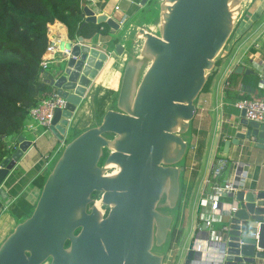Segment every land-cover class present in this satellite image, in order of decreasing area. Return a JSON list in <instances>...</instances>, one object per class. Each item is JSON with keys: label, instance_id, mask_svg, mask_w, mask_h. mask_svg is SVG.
Here are the masks:
<instances>
[{"label": "water", "instance_id": "1", "mask_svg": "<svg viewBox=\"0 0 264 264\" xmlns=\"http://www.w3.org/2000/svg\"><path fill=\"white\" fill-rule=\"evenodd\" d=\"M147 1L141 0V5ZM238 3L164 0L158 34L139 30L143 43L138 55L131 52L134 35L123 42L112 37H96L92 43L63 42L60 49L65 46L69 52L57 60L54 71L44 72V80L67 101L65 108L54 110L46 130L64 146L33 211L0 243V264L163 263V256L152 248L166 242L173 216L160 207H176L188 148L182 135L196 114L195 99L215 58L233 32V6ZM82 10L84 22L106 23L113 32L126 23L120 10L112 16L88 6ZM123 53L115 108L108 109L99 124L65 143L89 88L107 64H119ZM146 58L150 61L144 68ZM236 71L254 73L243 65ZM238 125L245 131L234 132L228 143L252 139L264 147V124L246 119L241 111ZM30 146L18 137L17 149L0 163V210L11 201L2 184ZM103 149L106 156L99 165ZM110 164L118 172L107 175ZM238 179L234 192L227 195L232 198L228 208L222 209L225 219L215 230L202 222L196 239L206 247L196 250L192 244L185 264L203 263V253H212V264L264 260V191L244 190ZM97 193L107 207L105 215L92 203Z\"/></svg>", "mask_w": 264, "mask_h": 264}, {"label": "crops", "instance_id": "2", "mask_svg": "<svg viewBox=\"0 0 264 264\" xmlns=\"http://www.w3.org/2000/svg\"><path fill=\"white\" fill-rule=\"evenodd\" d=\"M147 2L141 5V0H110L104 9L98 8L96 2L90 3L89 0H85L83 5L93 8L95 5L96 13L102 12L111 16L117 15L116 10H120L126 23L117 32H113L110 28L111 35L116 37L118 42H123L134 35L135 42L131 52L138 55L143 43L139 34L140 28L157 35L161 20L160 9H157L155 17L152 15L151 21L142 22L139 19L138 14L146 11ZM238 4L239 8L235 14L241 13L243 7H247V10L242 16L241 23L234 24L233 30L235 25L239 27L234 33L232 32L233 36H230L233 38L232 45L229 44L219 58L215 59L213 73L210 71L207 78V87L195 99L196 114L189 123L187 131L182 135L188 143V148L181 163L184 170L179 179V200L171 213L173 224L176 222L180 232V238L167 250L163 264H185L189 247L200 242L196 239V235L201 229L202 222L209 221L210 230H215L225 219V216H222V209L225 211L228 208L227 205L232 199L230 197H221L219 211H208L211 204V184L214 181L211 175L212 168L217 158L228 157L240 162L244 173L242 180L237 179L244 190L264 191V147L256 146V141L252 139L242 140L239 145L228 143L234 132L246 129L238 125L241 120V110L236 108L235 102L242 98H260L264 93L259 83L264 60V0H239ZM249 28L251 29L249 35L243 37L244 31ZM96 37L103 40L98 33L94 37L82 39L84 42L92 43L91 41H95ZM48 38L49 41L70 40L65 25L60 22L50 25ZM236 40L239 41L236 43ZM109 49L112 50L113 46ZM124 57H126L125 53L119 59V64H107L100 71L73 115L65 143L75 132L78 131V134L99 124L104 113L108 109L115 108ZM56 64L57 61H53L46 71L50 74L56 69ZM238 65H243L254 73L237 72ZM26 125L20 136L23 140L31 142V146L15 163L2 184L11 201L0 210V219L4 217L0 242L17 223L33 211L40 194L37 189V178L39 179L46 172L50 160L64 146V143L59 142L49 131L36 125L31 119L27 120ZM71 130H73L72 134H70ZM17 147L18 137L11 143L12 151ZM238 154L241 155L236 157ZM45 155H49L50 159H46ZM234 171L235 165L231 164L225 168L218 180L215 179L218 182L227 178L232 179ZM16 210L19 212L18 215L14 214ZM164 245L168 247L165 243ZM201 245L203 246L204 243L201 242ZM204 246L206 247V242ZM206 250L214 251L209 248ZM202 258L203 263L195 261L193 264H212L210 263L213 259L212 253L208 255L203 253Z\"/></svg>", "mask_w": 264, "mask_h": 264}, {"label": "trees", "instance_id": "3", "mask_svg": "<svg viewBox=\"0 0 264 264\" xmlns=\"http://www.w3.org/2000/svg\"><path fill=\"white\" fill-rule=\"evenodd\" d=\"M109 2L96 0V5L104 9ZM82 8V0H0V163L26 128L29 110L52 91L40 66L49 43L50 25L62 23L70 38H91L98 33L103 40L112 37L117 42L106 23L84 22ZM206 87L207 81L202 90ZM105 156L104 152L101 161ZM179 238L176 222L172 223L167 248H172ZM164 259L163 256V263Z\"/></svg>", "mask_w": 264, "mask_h": 264}, {"label": "built area", "instance_id": "4", "mask_svg": "<svg viewBox=\"0 0 264 264\" xmlns=\"http://www.w3.org/2000/svg\"><path fill=\"white\" fill-rule=\"evenodd\" d=\"M82 1L84 3L85 0ZM94 8L96 9L95 5ZM67 41H72L74 44L84 42L81 37H74L73 39L66 40L65 42ZM63 42L61 41V39L49 41L40 62L43 74L53 61H57L59 58L61 59L64 54H68L69 51L67 48H65V46H63L62 50L60 49L61 45H64ZM58 51L61 52V56L56 55ZM262 62L263 69L259 74V83L264 92V60ZM66 104V99L57 95L55 91L52 90L45 97H43L38 104H36L29 110V117L36 125L42 126L45 128V130H47L50 126V121L53 117L54 110L56 108L63 109L66 107ZM235 106L239 110L243 111L246 119L264 124V93L260 98H242L235 102ZM242 145L243 144L241 143V146ZM239 155L241 154H238L236 157H238ZM45 158L49 159L50 156L45 155ZM231 164L235 165L233 177L231 176L232 179L227 178L218 182L215 178L220 176L225 170V168H227ZM108 169L113 170V168L106 166V174L111 175V173H108ZM243 173L244 170L240 167V162L237 159L233 160L232 158L228 157H219L216 159L211 174L214 177V181H212L211 184V204L210 209H208V211L217 212L220 210L221 197H226L230 192H234V179L239 178V180H242ZM92 203L96 206V208L100 211L102 215H105V213L107 212V207H104L101 202V193H97L96 197H93ZM206 225L209 227L210 222L206 221ZM193 248L196 250H201V241L198 244H194ZM261 264H264V260Z\"/></svg>", "mask_w": 264, "mask_h": 264}, {"label": "rangeland", "instance_id": "5", "mask_svg": "<svg viewBox=\"0 0 264 264\" xmlns=\"http://www.w3.org/2000/svg\"><path fill=\"white\" fill-rule=\"evenodd\" d=\"M92 1H94V2H96V0H89V2L90 3H92ZM164 3V0H149L148 2H147V7H146V11H144V13H139L138 14V16H139V19L142 21V22H148V21H151L152 20V15L155 17L156 16V12H157V9H160L161 10V8H160V5L161 4H163ZM84 4V3H83ZM146 4V3H145ZM144 4V5H145ZM239 5V4H238ZM237 4L235 5V6H233V8H234V11H236L238 8H239V6H238ZM84 6V5H83ZM93 8V7H92ZM247 7H243L242 8V12L241 13H239L238 15L236 14V16L235 17H233V19H234V24H237V22H238V24L239 23H241V19H242V16H244V12L247 10L246 9ZM237 13V12H236ZM140 14H143L142 16H140ZM239 26H237V25H235V29L233 30V33L235 32V30H237V28H238ZM50 29V28H49ZM240 29V28H239ZM158 30V29H157ZM250 28L249 29H247V30H245L244 31V36L243 37H246L247 35H249V32H250ZM258 30V29H257ZM256 30V31H257ZM231 36H233L232 34H231ZM68 38L69 39H73V38H70L69 36H68ZM232 40H233V38L231 37V38H229V40L227 41V45L226 46H228L229 44H231L232 45ZM239 40H236L235 42L237 43ZM249 42H250V40H249ZM235 43V44H236ZM234 44V43H233ZM217 58H219V55L215 58V59H217ZM149 59H144V68H146V66L149 64ZM51 65H49L48 66V68L50 67ZM47 68V69H48ZM212 70V69H211ZM102 102V101H101ZM78 132V131H77ZM77 132H75V134H72L73 133V130H71L70 131V134H72L71 135V137H68L67 139V141H69V140H71L72 138H74L76 135H78L77 134ZM68 136H69V134H68ZM62 149H63V147L60 149V151L50 160V162H49V164H48V166H47V169H46V172L44 173V175L43 176H40V178L38 179V181H37V189H38V191L40 192V189H41V187H42V185H43V183H44V181H45V178H46V176H47V174L49 173V171H50V169L53 167V165H54V163L56 162V160H57V158L59 157V155H60V153H61V151H62ZM50 159V158H49ZM49 161V160H48ZM101 163V162H100ZM111 170L112 169H108V173L110 174L111 173ZM95 197H96V194H95ZM163 201H164V199L161 201L162 203H163ZM34 208V207H33ZM33 210V209H32ZM174 209H168L167 208V206L166 205H164V207H160V211H162V213H165V214H170V215H172L171 213H172V211H173ZM16 213H14L15 215H18L19 214V212L16 210L15 211ZM32 212V211H31ZM31 212L29 213V215L31 214ZM28 215V216H29ZM3 219H4V217H1V219H0V239H1V237H2V233H1V228H2V226H3ZM6 237V236H5ZM2 242V241H1ZM0 242V243H1ZM165 244H166V242H165ZM152 250H153V252H155V253H157V254H160V255H162V256H164L165 257V259L164 260H166V253H167V250H168V248L165 246V245H162V246H153V248H152Z\"/></svg>", "mask_w": 264, "mask_h": 264}, {"label": "bare ground", "instance_id": "6", "mask_svg": "<svg viewBox=\"0 0 264 264\" xmlns=\"http://www.w3.org/2000/svg\"><path fill=\"white\" fill-rule=\"evenodd\" d=\"M235 12L236 11H234V15H233L234 17L236 16ZM107 166L110 167V168H113L111 174H115L116 172H118V167L115 166L114 164H110V165H107Z\"/></svg>", "mask_w": 264, "mask_h": 264}, {"label": "flooded vegetation", "instance_id": "7", "mask_svg": "<svg viewBox=\"0 0 264 264\" xmlns=\"http://www.w3.org/2000/svg\"><path fill=\"white\" fill-rule=\"evenodd\" d=\"M105 151V149H103V152ZM103 164V161H101V163H99V165H102ZM97 195V194H96ZM95 196V195H94ZM105 207V206H104Z\"/></svg>", "mask_w": 264, "mask_h": 264}]
</instances>
